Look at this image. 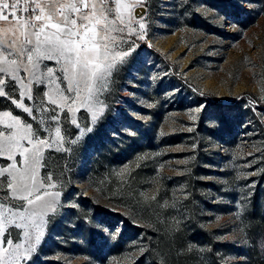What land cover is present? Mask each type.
Here are the masks:
<instances>
[{"label":"rangeland","instance_id":"rangeland-1","mask_svg":"<svg viewBox=\"0 0 264 264\" xmlns=\"http://www.w3.org/2000/svg\"><path fill=\"white\" fill-rule=\"evenodd\" d=\"M252 5L248 0H148L147 39L137 41V51L114 72L101 96L103 116L92 125L82 109L78 122L93 131L78 145H66L71 152L47 154L48 170L62 174L65 182V207L47 227L35 264H158L151 258L158 248L151 242L155 236L166 252L175 246L176 256L196 245L185 253L198 263L208 264L213 252L219 264L220 256H245L246 264H258L250 244L232 231L239 223L240 189L248 192L255 183L253 196L258 175L233 178L264 166V0ZM63 127L74 139L75 126ZM253 157L257 165L241 167ZM182 159L190 162L176 163ZM126 165L121 180L116 173ZM141 193L157 199L145 203ZM69 201L78 207L69 209ZM165 201L168 207H161ZM250 204L251 199L242 213L246 224ZM133 241L136 247L130 248ZM141 246L147 249L143 254L137 251ZM129 253H134L131 260ZM57 255L61 258L52 259Z\"/></svg>","mask_w":264,"mask_h":264},{"label":"snow or ice","instance_id":"snow-or-ice-1","mask_svg":"<svg viewBox=\"0 0 264 264\" xmlns=\"http://www.w3.org/2000/svg\"><path fill=\"white\" fill-rule=\"evenodd\" d=\"M248 2L253 6L252 0ZM147 5L148 0H0V100L5 102L0 107V160L4 161L0 163V264H35L41 255L39 247L47 227L65 207L61 202L65 182L62 174L48 170L47 154L69 153L72 149L66 145H78L93 131V127H82L76 114L87 111L92 125L103 116L106 105L101 96L109 91L114 72L137 51V41L147 39ZM260 93L264 101V82ZM17 110L26 115L16 114ZM69 123L77 130L74 139L68 138L63 127ZM252 148L262 151L257 145ZM257 163L253 157L241 167L249 169ZM127 168L116 173L121 180ZM261 173L264 167L238 171L233 179ZM247 187L248 192L240 189L237 208L241 211L235 213L239 223L232 229L245 243L253 236L251 223H245L242 213L255 183ZM141 196L145 203L157 199L156 195ZM67 207L75 209L78 204L69 201ZM161 207H168V202ZM119 231L110 233L113 240ZM258 243L264 249V235ZM129 247L135 248L136 242ZM195 248L190 244L185 251ZM146 250L143 246L137 249L141 254ZM133 255L129 253L126 259ZM237 260L246 264L247 257L220 256V264ZM160 264H165L163 259Z\"/></svg>","mask_w":264,"mask_h":264},{"label":"trees","instance_id":"trees-1","mask_svg":"<svg viewBox=\"0 0 264 264\" xmlns=\"http://www.w3.org/2000/svg\"><path fill=\"white\" fill-rule=\"evenodd\" d=\"M236 106L237 105H231L232 108H237ZM217 107H220V105ZM225 129L226 133L232 132L228 126H226ZM261 133L260 137H262L264 143V130H261ZM256 179L258 183L255 188V193L251 198L248 214L251 223L250 233L253 236V240L249 241V252L256 263L264 264V249H262L258 243L260 236L264 235V173L259 174ZM203 233L205 234L206 232L204 231ZM200 237L201 234L199 235V238ZM151 242L155 247H158L154 250V254L152 253L151 255L152 261L155 263L160 264L161 259H163L165 264H203L198 263L194 255L185 253V251L183 255L176 256L177 248H175V246L172 248L173 252H166L162 247V238L159 236H155ZM183 257L185 258L183 259ZM207 258L208 264H219L213 252H210Z\"/></svg>","mask_w":264,"mask_h":264}]
</instances>
